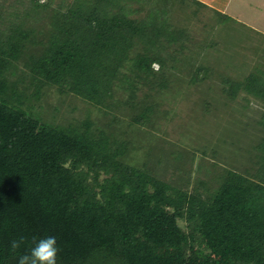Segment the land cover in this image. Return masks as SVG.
<instances>
[{
	"label": "trees",
	"instance_id": "1",
	"mask_svg": "<svg viewBox=\"0 0 264 264\" xmlns=\"http://www.w3.org/2000/svg\"><path fill=\"white\" fill-rule=\"evenodd\" d=\"M179 10L229 18L198 0H0V264L46 236L57 264H264V65L219 76L229 102L262 104L231 137L244 168L219 144L209 158L159 141L174 71L194 84L217 70L192 54ZM53 90L102 119L60 118Z\"/></svg>",
	"mask_w": 264,
	"mask_h": 264
},
{
	"label": "rangeland",
	"instance_id": "2",
	"mask_svg": "<svg viewBox=\"0 0 264 264\" xmlns=\"http://www.w3.org/2000/svg\"><path fill=\"white\" fill-rule=\"evenodd\" d=\"M232 2V8L227 11L229 18L214 17L210 11H204L205 17L201 16L202 23H206L204 26L189 20V11H176V22L189 27L193 34L192 54L194 52L201 63L213 65L217 70L208 80L203 83L196 81L195 85L189 83L190 74L186 66L182 71H174V90L163 99L161 97L164 108L170 114L166 121L158 125L156 139H167L187 150L207 148L209 158L213 157L212 150L219 144L216 149L221 163L244 168L246 155L234 149L231 137L235 139L233 134L240 132L245 123L253 124L259 119L262 104L252 96L248 97L250 102L247 103L244 98L248 95L245 93H241L236 102H229L219 91V76L244 78L255 65H264V0ZM218 42L220 45L215 44ZM200 45L208 46L206 50H199ZM155 69H158V65ZM206 100L215 107L209 112H205L208 110L205 108ZM49 102L57 106L60 118L81 119L91 115L102 119L91 104L79 97L60 96L53 90ZM52 116L58 118L55 113ZM249 139L246 137L243 142L248 143ZM149 144L147 142L146 145ZM199 159L201 155L198 154L197 161Z\"/></svg>",
	"mask_w": 264,
	"mask_h": 264
},
{
	"label": "clouds",
	"instance_id": "3",
	"mask_svg": "<svg viewBox=\"0 0 264 264\" xmlns=\"http://www.w3.org/2000/svg\"><path fill=\"white\" fill-rule=\"evenodd\" d=\"M24 243V237L12 240L10 254L16 255ZM58 251L57 240L54 236L34 239L30 250L18 256L17 264H57Z\"/></svg>",
	"mask_w": 264,
	"mask_h": 264
},
{
	"label": "crops",
	"instance_id": "4",
	"mask_svg": "<svg viewBox=\"0 0 264 264\" xmlns=\"http://www.w3.org/2000/svg\"><path fill=\"white\" fill-rule=\"evenodd\" d=\"M198 1L210 7L211 9H213V11L215 10L219 13H222L223 15H227V11H230L233 3L232 2L233 0H198Z\"/></svg>",
	"mask_w": 264,
	"mask_h": 264
},
{
	"label": "built area",
	"instance_id": "5",
	"mask_svg": "<svg viewBox=\"0 0 264 264\" xmlns=\"http://www.w3.org/2000/svg\"><path fill=\"white\" fill-rule=\"evenodd\" d=\"M45 0H41V2H44Z\"/></svg>",
	"mask_w": 264,
	"mask_h": 264
}]
</instances>
